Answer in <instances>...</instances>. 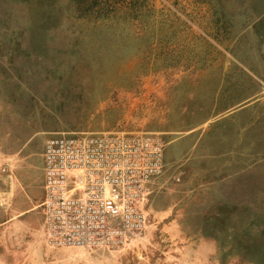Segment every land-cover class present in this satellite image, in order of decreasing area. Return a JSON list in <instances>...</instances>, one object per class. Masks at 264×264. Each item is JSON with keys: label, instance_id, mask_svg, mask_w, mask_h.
Segmentation results:
<instances>
[{"label": "rangeland", "instance_id": "rangeland-1", "mask_svg": "<svg viewBox=\"0 0 264 264\" xmlns=\"http://www.w3.org/2000/svg\"><path fill=\"white\" fill-rule=\"evenodd\" d=\"M4 2L19 26L10 66L34 69L16 88L4 75L3 108L164 145L143 227L120 248L63 247L66 259L264 264V11L251 9L264 0Z\"/></svg>", "mask_w": 264, "mask_h": 264}, {"label": "built area", "instance_id": "built-area-1", "mask_svg": "<svg viewBox=\"0 0 264 264\" xmlns=\"http://www.w3.org/2000/svg\"><path fill=\"white\" fill-rule=\"evenodd\" d=\"M44 236L55 247L120 248L164 171L159 136L77 132L44 141Z\"/></svg>", "mask_w": 264, "mask_h": 264}, {"label": "crops", "instance_id": "crops-1", "mask_svg": "<svg viewBox=\"0 0 264 264\" xmlns=\"http://www.w3.org/2000/svg\"><path fill=\"white\" fill-rule=\"evenodd\" d=\"M3 4L6 2L0 0V33L3 29L8 36L4 39L0 36V87L4 75L12 73L13 68L16 76L8 83L16 88L25 84L26 69L34 68L10 66L17 42L13 36L17 30L12 32V28L18 22L14 24L12 16L5 15ZM251 9L264 11L263 6ZM5 43L7 49L3 50ZM29 82L33 91V74ZM10 105L8 109L3 108L0 95V264H76L74 259H66L65 248L48 244L44 236L43 146L50 136L86 131L43 129L33 123V116L26 113L27 108L15 106L12 110Z\"/></svg>", "mask_w": 264, "mask_h": 264}]
</instances>
